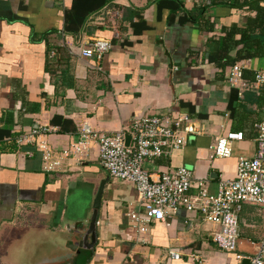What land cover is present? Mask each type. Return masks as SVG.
Returning <instances> with one entry per match:
<instances>
[{
  "label": "crops",
  "instance_id": "crops-1",
  "mask_svg": "<svg viewBox=\"0 0 264 264\" xmlns=\"http://www.w3.org/2000/svg\"><path fill=\"white\" fill-rule=\"evenodd\" d=\"M180 1L173 9L167 0H108L73 35L65 31L73 0H0V264H247L236 254H253L262 239L260 206H243L235 252L214 241L218 225L184 208L140 236L130 213L144 211V203L132 183L100 164L95 141L55 171L35 144H14L19 132L46 126L51 131L40 139L60 155L85 123L109 133L141 116H188L201 134L169 157L147 160L145 169L188 166L212 193L221 178L235 177L239 157L256 152L264 86H232L229 69L223 74L211 55L223 27L245 25L249 12L214 0ZM199 10L213 29L189 13ZM93 38L112 40L102 58L81 54ZM240 62L253 72L264 67V59ZM231 130L244 131L245 140L230 157H216L211 146ZM98 197L96 234L77 247Z\"/></svg>",
  "mask_w": 264,
  "mask_h": 264
},
{
  "label": "built area",
  "instance_id": "built-area-1",
  "mask_svg": "<svg viewBox=\"0 0 264 264\" xmlns=\"http://www.w3.org/2000/svg\"><path fill=\"white\" fill-rule=\"evenodd\" d=\"M119 13V12H118ZM112 40L93 38L81 51L85 57L102 56L111 49ZM245 66L236 63L229 71L228 82L232 86H247ZM255 86H264V67L255 71ZM256 152L253 156H240L235 177L221 178L217 191L212 193L206 180L196 181L192 168L180 166L162 173L149 172L144 165L147 160L171 156L176 149L188 144L189 138L201 134V130L188 117L177 119L167 115H150L134 118L130 126L104 133L85 123L80 130V139L70 150L60 155L47 140L40 137L51 130L46 126L19 132L16 144L23 147L35 144L42 153L47 170L55 171L63 158L73 153L82 155L89 148V141L98 146L100 164L118 180L132 183L144 203V211L131 212L130 218L140 236L149 232V224L164 222L181 208L199 212L207 222L218 225L213 238L218 247L235 252L241 236L240 214L245 204L260 206L264 214V117L256 123ZM127 135L131 136L127 144ZM245 132L231 130L217 138L211 146L216 157L227 158L233 154L234 143L244 141ZM28 155L33 152L28 150ZM145 241V239H143ZM251 255L236 254L237 259H248V264H264V235L255 243ZM179 258L178 252H172ZM199 259V256H195Z\"/></svg>",
  "mask_w": 264,
  "mask_h": 264
},
{
  "label": "trees",
  "instance_id": "trees-1",
  "mask_svg": "<svg viewBox=\"0 0 264 264\" xmlns=\"http://www.w3.org/2000/svg\"><path fill=\"white\" fill-rule=\"evenodd\" d=\"M107 2L108 0H73L71 7L67 8L65 12V31L78 35L88 18L102 9ZM167 2L173 9L183 7L180 0H167ZM213 3L247 9L249 12L245 25L233 24L223 27L224 34L218 39V47L211 55L212 61L221 68L222 73L225 74L227 69L230 71L236 63L242 60L264 57V2L259 0H214ZM189 13L194 20L203 23L209 30L214 28V25L209 24V20L206 19L205 10ZM244 76L250 84L254 83L255 72L245 68ZM234 99H239L238 93ZM14 144H16L15 141ZM6 147L13 148L11 145Z\"/></svg>",
  "mask_w": 264,
  "mask_h": 264
},
{
  "label": "water",
  "instance_id": "water-1",
  "mask_svg": "<svg viewBox=\"0 0 264 264\" xmlns=\"http://www.w3.org/2000/svg\"><path fill=\"white\" fill-rule=\"evenodd\" d=\"M261 2H264V0H259ZM130 140H131V136L130 135H127V144L130 143ZM194 140V137H191L190 138V142H193ZM98 206H99V197L97 198V203L96 205H94V210H93V214L92 216L90 217V220H89V223H90V227L88 228V230H83L81 232H79V237L81 238L77 243V247L80 246V247H83L85 245V242H87L89 240V236L90 234L92 233V235L95 236L96 234V223H97V209H98ZM247 260V264L249 263V260Z\"/></svg>",
  "mask_w": 264,
  "mask_h": 264
},
{
  "label": "rangeland",
  "instance_id": "rangeland-1",
  "mask_svg": "<svg viewBox=\"0 0 264 264\" xmlns=\"http://www.w3.org/2000/svg\"><path fill=\"white\" fill-rule=\"evenodd\" d=\"M254 59L257 61V60L264 59V58L263 57H256Z\"/></svg>",
  "mask_w": 264,
  "mask_h": 264
}]
</instances>
